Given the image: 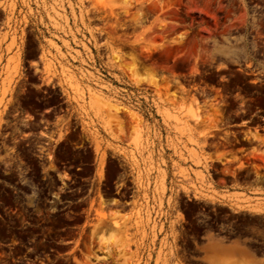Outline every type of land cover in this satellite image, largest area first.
<instances>
[{
  "label": "rangeland",
  "instance_id": "374dc122",
  "mask_svg": "<svg viewBox=\"0 0 264 264\" xmlns=\"http://www.w3.org/2000/svg\"><path fill=\"white\" fill-rule=\"evenodd\" d=\"M5 1L0 264H264V0Z\"/></svg>",
  "mask_w": 264,
  "mask_h": 264
},
{
  "label": "flooded vegetation",
  "instance_id": "af4514ba",
  "mask_svg": "<svg viewBox=\"0 0 264 264\" xmlns=\"http://www.w3.org/2000/svg\"><path fill=\"white\" fill-rule=\"evenodd\" d=\"M26 67L27 68L28 67H31V65H27ZM232 99H233L232 101H236L235 95H232ZM231 104H232L231 101L227 103V105H231ZM241 111L245 112L246 110L245 109H242ZM234 115H236V114H234ZM259 118L262 119V120L264 119V117H262L260 114H258L257 112H254L252 114V118L251 119L241 120V121H238V122H233L230 125L231 126L242 127V126H246V124H245L246 122H251L253 120L256 121ZM233 120H234V118H233ZM239 131L242 132V131H244V129H241V130H235V129L229 130V133L230 134L228 136L227 141L230 142V143H232V144H236V143H240L243 139H246V136L240 135ZM223 139H225V138H223ZM263 184H264L263 182L260 183V185H263Z\"/></svg>",
  "mask_w": 264,
  "mask_h": 264
},
{
  "label": "built area",
  "instance_id": "2783aa9c",
  "mask_svg": "<svg viewBox=\"0 0 264 264\" xmlns=\"http://www.w3.org/2000/svg\"><path fill=\"white\" fill-rule=\"evenodd\" d=\"M0 2H3V4L0 5V11L4 18H8L9 16L19 18V17H23V15L27 16L28 18L32 17L29 13L27 14V8L24 6H21L20 8L23 9V13L18 12L19 11L18 6L14 12H10L11 9L10 7L7 6L8 2L5 0H0Z\"/></svg>",
  "mask_w": 264,
  "mask_h": 264
},
{
  "label": "crops",
  "instance_id": "0c3cea01",
  "mask_svg": "<svg viewBox=\"0 0 264 264\" xmlns=\"http://www.w3.org/2000/svg\"><path fill=\"white\" fill-rule=\"evenodd\" d=\"M230 186H232V184H227V185L219 184L217 187L219 190H229L230 192L239 191V190L231 188ZM260 186L264 189V184ZM246 190L249 192V189H246ZM167 228H169V224H167ZM162 236L163 234L162 235L160 234V237Z\"/></svg>",
  "mask_w": 264,
  "mask_h": 264
},
{
  "label": "bare ground",
  "instance_id": "6f19581e",
  "mask_svg": "<svg viewBox=\"0 0 264 264\" xmlns=\"http://www.w3.org/2000/svg\"><path fill=\"white\" fill-rule=\"evenodd\" d=\"M153 83V82H152ZM118 109V108H117ZM118 110H120V109H118ZM136 116V115H135ZM101 222H102V220H101ZM100 224V223H99ZM113 227V226H112ZM118 227V226H117ZM114 228H115V226H114ZM113 235V234H112ZM118 247V246H117ZM113 251V250H112Z\"/></svg>",
  "mask_w": 264,
  "mask_h": 264
}]
</instances>
